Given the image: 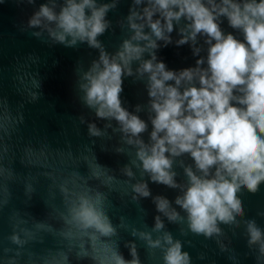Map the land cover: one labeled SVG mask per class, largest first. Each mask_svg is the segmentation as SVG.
Masks as SVG:
<instances>
[{
  "label": "water",
  "instance_id": "95a60500",
  "mask_svg": "<svg viewBox=\"0 0 264 264\" xmlns=\"http://www.w3.org/2000/svg\"><path fill=\"white\" fill-rule=\"evenodd\" d=\"M62 2L56 0V11ZM96 2L115 3L105 14L108 27L96 37L100 49L80 41L69 46L67 39L59 43L47 30L55 26L43 21L40 27H29V20L41 5L52 7L51 0L0 2V264H92L86 258L93 254L87 235L73 225L70 210L78 196L95 200L97 194L99 206L115 230V235L98 243L97 248L118 249L125 259H131L126 245L132 242L140 264H163L161 248L149 249L138 234L132 233H149L152 240L161 238L162 247H166L162 236L167 232L173 241L181 243V251L188 253L189 264H264L259 246L248 244L246 224L254 221L264 239V183L255 194L244 189L237 194L243 215L236 217L234 224L218 223L220 234L209 238L196 235L188 229L186 213L174 203L188 186L184 168L195 171L189 155L170 157L171 171L180 187L153 183L149 174L141 171L137 149L126 143L117 122L96 118L95 109L86 106L80 87L85 83L84 74L99 60L101 50L112 58L123 42L131 39L130 10L142 13L145 6H137L133 0ZM219 23L224 33L232 32L243 39L224 18ZM184 27L183 18L173 21V31L165 33L170 42L156 40V49L131 62L132 75L122 76L121 106L147 124L139 137L145 144L149 143L153 113L148 76L138 74L137 68L151 58L149 52L155 55V62H163L166 70L177 73L195 68L198 58L206 60L203 37L198 35L195 43L178 46L179 30ZM143 32L155 40L146 25ZM132 43L143 47L146 42ZM196 48L200 51L194 55ZM201 67L206 68V63ZM193 84L198 86L196 81ZM89 124H94L101 135L91 136ZM125 167L131 170V177L124 174ZM94 171L100 174L98 179ZM138 183L147 184L149 197L132 191ZM156 197L166 198L182 219L169 222L158 213ZM157 216L164 224L160 231L153 230ZM13 235L20 243L11 241ZM78 253L85 258H78Z\"/></svg>",
  "mask_w": 264,
  "mask_h": 264
},
{
  "label": "clouds",
  "instance_id": "9594fccd",
  "mask_svg": "<svg viewBox=\"0 0 264 264\" xmlns=\"http://www.w3.org/2000/svg\"><path fill=\"white\" fill-rule=\"evenodd\" d=\"M26 2L31 4L34 0ZM51 2L52 7L40 6L29 20V27H40L43 21L55 26L47 30L59 43L67 39L69 46L80 41L101 48L96 37L108 27L105 14L115 3L97 5L96 0H63L56 11V0ZM133 3L145 5L142 13L130 10L127 19L134 34L112 58L101 50L99 60L92 63L83 76L85 83L80 85L85 93L84 102L95 109L96 118L117 122L120 132L127 137L126 143L136 147L141 171L149 174L151 182L180 187L171 171L170 157L188 154L195 171L184 168L188 186L174 203L186 213L189 231L205 238L219 235L218 223L232 225L236 217L243 215L237 194L242 189L255 194L264 183V0H133ZM181 18L185 27L179 30L178 46L189 41L195 43L199 35L207 45L206 60L198 58L195 68L177 73L166 70L163 62H155V55L149 52L151 58L137 68L138 74L148 76L147 91L153 113L149 143L145 144L139 137L147 130V124L121 106L122 76L132 75L131 62L139 61L145 51L156 49V40L169 43L165 33L170 34L173 21L179 22ZM220 18L242 34L243 39L232 32L224 33ZM136 20L143 23L133 22ZM145 25L155 40L143 32ZM132 41L146 43L142 47ZM199 51L196 48L193 54ZM205 63L206 68H202ZM88 131L94 137L101 135L94 124H89ZM124 174L132 176L127 167ZM99 175L93 172L95 178ZM132 191L142 198L150 196L146 183L133 185ZM154 202L156 211L169 222L182 219L166 198L156 197ZM99 205V194L95 200L80 195L70 210L73 225L87 235L92 249L93 254L86 258L92 264H140L132 242L126 245L131 259H125L118 249L97 248L98 243L115 235ZM246 224L249 246L258 245L260 255L264 256L261 230L254 221ZM163 227L160 217H155L153 230L160 231ZM132 234H138L149 249L161 248L163 264H189L188 253L181 251V243L173 241L170 233L162 236L166 247H162L161 238L152 240L149 233L134 230ZM11 241L20 243L15 235ZM78 258L85 257L78 253Z\"/></svg>",
  "mask_w": 264,
  "mask_h": 264
}]
</instances>
